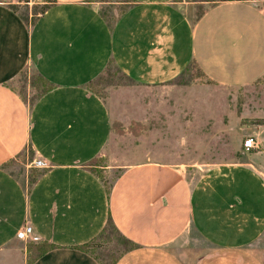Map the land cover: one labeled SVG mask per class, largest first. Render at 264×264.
<instances>
[{
	"label": "crops",
	"instance_id": "1",
	"mask_svg": "<svg viewBox=\"0 0 264 264\" xmlns=\"http://www.w3.org/2000/svg\"><path fill=\"white\" fill-rule=\"evenodd\" d=\"M10 1L0 0V264H27L17 238L25 226L55 247L33 264H98L75 247L109 220L135 245L116 264H264L255 247L264 236V125L244 129L260 152L192 169L124 165L107 193L91 163L110 118L88 88L109 64L143 86L192 64L220 86L253 85L264 78V9L230 0L194 19L190 0H128L107 20L104 2L51 0L26 23ZM27 67L53 85L32 106L9 86ZM28 147L26 173L43 171L31 186L8 169Z\"/></svg>",
	"mask_w": 264,
	"mask_h": 264
},
{
	"label": "rangeland",
	"instance_id": "2",
	"mask_svg": "<svg viewBox=\"0 0 264 264\" xmlns=\"http://www.w3.org/2000/svg\"><path fill=\"white\" fill-rule=\"evenodd\" d=\"M102 13L113 20L128 0H104ZM195 2V19L216 3L230 0H190ZM264 9V0H250ZM12 7L26 22L50 0H11ZM9 86L31 106L40 94L44 82L31 67H27ZM106 105L110 118V137L102 153L91 166L110 185L118 176V167L143 162L181 164L192 169L196 165L225 164L241 156L244 129L264 125V78L250 86L224 87L207 79L190 65L178 77L158 86L138 85L117 71L113 65L88 85ZM34 153L28 147L8 164L21 180L33 175L26 173ZM21 241V240H20ZM196 246L207 250L198 240ZM24 242V241H23ZM26 262L32 261V247L42 242L27 241ZM124 240L114 232L92 241L90 250L106 259L125 247ZM264 251V236L255 245ZM27 262V264H28Z\"/></svg>",
	"mask_w": 264,
	"mask_h": 264
},
{
	"label": "trees",
	"instance_id": "3",
	"mask_svg": "<svg viewBox=\"0 0 264 264\" xmlns=\"http://www.w3.org/2000/svg\"><path fill=\"white\" fill-rule=\"evenodd\" d=\"M51 1V0H50ZM98 1H101V2H105L104 0H98ZM52 3V1L50 2ZM49 8V5H42L41 7H39L38 9V12L34 14L33 16V19L34 21L37 19V17L39 15H42L44 14V12ZM11 9L18 13L16 11V9L14 7H11ZM19 14V13H18ZM20 15V14H19ZM20 17L22 18V16L20 15ZM105 17V15H104ZM22 20H24L22 18ZM25 21V20H24ZM26 22V21H25ZM27 23V22H26ZM111 65V64H109ZM108 65V66H109ZM114 66V65H113ZM115 67V66H114ZM115 69L117 71H119L118 68L115 67ZM120 72V71H119ZM21 74V73H20ZM40 77V76H39ZM41 80L44 82V87L42 88V91L40 92V94L36 95L32 101H31V106L33 104H35V102H37L44 94H46L48 91H50L52 88H53V85L48 82L47 80H45L44 78L40 77ZM19 96V94H17ZM20 97V96H19ZM21 98V97H20ZM23 101V100H22ZM43 171H34V176L32 175L28 181V185L31 186L32 184L35 183V181L42 175ZM98 175V174H97ZM99 177V175H98ZM100 178V177H99ZM100 180L104 183V181L100 178ZM104 186L106 188V192L109 193V188H110V185H107L106 183H104ZM111 231V232H114L116 233L117 235H119L125 242V247L119 252V254L117 255H110V256H107L106 259L104 258H101V256H97L93 251L90 250V247L92 245V241H90L89 243H86L84 245H80V246H77L75 247L77 250H79L80 252L82 253H85L89 256H91L98 264H116L118 262V260L121 258V256L132 250L135 245L134 243H132L131 241L127 240L126 238H124L117 230V228L115 227L114 223L109 220L106 224V226L104 227V229L101 231V233L98 235V237H101V236H104V234L106 233V231ZM97 237V238H98ZM95 238V239H97ZM54 247V245H51L49 243H45V242H42V244L40 245H36L34 247H32V250H33V253H34V257L32 259V261H29L28 264H33L38 258H40L41 256H43L45 253H47L48 251L52 250ZM29 251V250H28Z\"/></svg>",
	"mask_w": 264,
	"mask_h": 264
},
{
	"label": "built area",
	"instance_id": "4",
	"mask_svg": "<svg viewBox=\"0 0 264 264\" xmlns=\"http://www.w3.org/2000/svg\"><path fill=\"white\" fill-rule=\"evenodd\" d=\"M262 144L254 137H247L244 139L242 143V150L245 153H253V152H260L262 151ZM36 168L42 169L41 164H35ZM264 173V170H263ZM17 238L21 241L27 242V241H34L36 242L38 240L37 237L31 235V229L27 226L23 227L18 233Z\"/></svg>",
	"mask_w": 264,
	"mask_h": 264
}]
</instances>
